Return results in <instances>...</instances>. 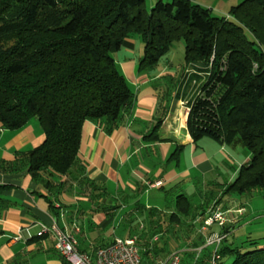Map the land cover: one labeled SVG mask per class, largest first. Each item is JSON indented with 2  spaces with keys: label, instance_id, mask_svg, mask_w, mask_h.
<instances>
[{
  "label": "trees",
  "instance_id": "16d2710c",
  "mask_svg": "<svg viewBox=\"0 0 264 264\" xmlns=\"http://www.w3.org/2000/svg\"><path fill=\"white\" fill-rule=\"evenodd\" d=\"M136 36L143 44L142 72L153 71L162 58L166 65L172 46L183 43L181 68L154 86L157 110L168 108L189 69L188 81H195L197 93L188 102L186 128L195 147L209 137L248 151L233 179L217 183L221 195L211 206L221 205L223 196L264 189V0H238L226 16L214 14L203 0H156L149 10L144 0H0V124L16 130L36 118L43 132L37 146L0 160V171L26 169L45 188L40 195L53 210L54 202L67 205L63 193L75 191L88 201L107 193L84 172L78 154L82 128L93 121L111 134L132 106L133 90L113 54ZM161 122L146 138L159 139ZM208 193L199 205L178 194L174 210H148L150 222L155 212L168 213L172 222L163 230L156 219L155 233L171 232L180 216L199 215L195 227H200L209 209ZM203 242L199 234L189 245ZM136 245L141 264H158L169 252L163 243L147 247L136 239ZM233 246L223 241L218 264H264V247L243 251Z\"/></svg>",
  "mask_w": 264,
  "mask_h": 264
},
{
  "label": "crops",
  "instance_id": "0c3cea01",
  "mask_svg": "<svg viewBox=\"0 0 264 264\" xmlns=\"http://www.w3.org/2000/svg\"><path fill=\"white\" fill-rule=\"evenodd\" d=\"M137 47L139 46L135 37L128 38L119 51L127 50L133 54ZM140 57L141 53L138 57L128 59L124 57V60L118 59L119 62L116 60L120 72L127 80L129 79L134 93L132 106L124 114L118 127L111 134H106L96 122L86 121L82 128L78 154L84 172L89 178L101 183L107 193L97 201H88L82 195H75V191L63 193L60 196L61 200L67 205H58L54 202L53 210L48 207L47 200L40 195L46 193L45 188L37 185L26 169L15 173L0 171V186H4L0 189V264H67L55 250L54 239L50 234L35 237L42 223L56 224L59 228L73 233L78 248L91 253L95 248L104 246L118 237L112 227L116 223L119 225L132 223L136 221L137 216L144 218L143 214L146 213L141 214L140 210L154 208L149 200L161 202L163 198L156 196L158 194L163 196L165 194L174 196L176 193L186 196L191 194L201 203L200 191L193 190L190 193L189 189L199 184L202 174L217 169L218 164L215 153L207 155L196 152L200 147H195L186 128L188 102L197 93L196 88L191 87L195 86V81L189 83L190 75L183 74L179 81L182 90H179L177 95L173 94L168 108L157 110L158 95L154 87L155 81L166 74H172L173 69L169 68L168 60V63L161 69L158 68L156 73L139 71ZM186 71L189 69H185V73ZM186 85L187 88L184 90ZM160 118L162 122L156 130L159 139L146 138ZM30 123L16 130L5 129L0 124V160H11L15 156V151L29 150L42 142L43 132L40 125ZM175 149L179 151L174 154ZM186 151L187 158L184 153ZM248 157V153H245L241 164L247 161ZM236 171L234 170L230 177L223 176V181L219 183L233 179ZM146 196L148 201L143 200ZM208 197L206 201L209 200V204L206 210L217 198L213 193H208ZM98 203L102 205L97 206ZM227 203L230 205V202L225 201L226 208H237L232 207L233 205L227 206ZM59 206L61 207L58 208ZM102 206H105L104 209H100ZM217 206L222 207V204ZM156 209L164 211L166 207ZM174 209L175 207L171 206L168 211ZM243 214L235 218L229 237L236 233L235 229L240 225ZM199 221V215H193L190 224L196 226ZM74 224L79 228L77 232ZM108 224L112 226L105 230ZM195 226L198 236L201 233L199 227ZM19 231L23 235L22 240L15 239ZM153 238L156 239L157 235ZM168 245L169 256L171 253L169 241ZM193 249L185 243L173 251L180 250L183 263L182 253ZM203 252L200 259L207 261L208 253ZM193 256L189 257L188 264L191 263ZM166 259L159 264L164 263Z\"/></svg>",
  "mask_w": 264,
  "mask_h": 264
},
{
  "label": "rangeland",
  "instance_id": "374dc122",
  "mask_svg": "<svg viewBox=\"0 0 264 264\" xmlns=\"http://www.w3.org/2000/svg\"><path fill=\"white\" fill-rule=\"evenodd\" d=\"M144 1H145L146 7L148 10L156 2V0H144ZM237 2L238 0H203L204 5L211 7L213 9L214 14H217L220 16L222 15L226 16L228 8L231 5H235ZM135 39L137 40V45L139 46L135 48L136 51L133 54L128 53L127 50L117 51L113 54L115 57V60L117 61L118 59L119 61L124 60V57L127 59L130 57L132 58L138 57L140 53L142 55V49H143L142 41L139 36H136ZM182 45H183L182 41L176 42L172 46L169 54L167 55V58L170 63L169 68H172L173 72L180 69L181 65L183 64V46ZM164 60L166 59L164 58L161 59L159 65H157L153 69V72L156 73L158 71V68L161 69L165 65L166 61ZM184 74H187V73L184 72ZM163 79L165 78H162V80ZM158 81L159 80L155 82H158ZM187 85L186 87L183 88L184 90H186ZM191 87H194L197 89V85L196 87L191 85ZM180 90H182V87H180ZM29 122H31L30 123L31 125H34V124L36 126L39 125V122L36 118L31 119ZM199 144H200L199 146L200 148H197L196 152H202L207 155L215 153L217 157L216 159H217L218 168L213 170L212 172L202 174L199 184L198 185L196 184L195 185L196 187H190L189 191L190 193L193 190L196 192L200 191L201 195H205L206 193L210 192V193H213L214 197L216 196L219 197L221 195V192H220L221 190L220 188H217L216 186L217 183L223 181V176L230 177L233 171L239 168L241 162L244 160L245 153H248V151L247 149H245L244 147L240 145H237V146H228L225 144L221 145L216 140L211 139L209 137L202 138ZM225 146L226 148H223ZM184 153H185V158H187V151ZM184 188L186 190V185ZM177 194L178 193L174 194V196H172L171 194L170 195L165 194V196H163V194L162 195L158 194L156 196H158L159 198H163L161 202L156 201V200H149V202H152L151 205H153L154 208H160L162 206L166 207L165 212H168V209L171 206L175 207V204H176L175 199H176ZM172 197H175L173 201L171 200ZM189 199H190L192 206L196 204H200L199 201H197L196 196L193 198L190 194ZM143 200L148 201L147 196L143 198ZM225 201L230 202V205H228L227 203V206L233 205L232 207H244V214L241 218V223L239 226L236 227L235 229L236 233L232 234L228 238V243H232L234 245L233 247H239L243 251L245 250L248 251L251 249H259L261 247H264V189L256 188V189H253L249 192H246L240 195L230 194L227 196H223L222 206L225 205ZM147 211L148 210L143 211L144 213H146V215L143 214L144 219L142 216H137L135 218L136 221L134 220L135 223L134 222L128 223V224L122 223L121 225L116 223V225L114 226H112L111 224L110 225L108 224L109 226L105 228V230L112 226L114 229L113 230L114 234L117 235L118 237L124 239L129 236L130 237L136 236L135 238L138 241L140 240V243H142L144 246H147V244L148 246H150V244H154V243L158 245L163 243V245L168 247L169 246L168 241H169L171 243V246H170L171 252L178 247L184 246L185 243L189 245L191 243V240L189 238H192V239L196 238L197 231L196 232L194 231L195 225L190 224V220H191L190 216H180V223L177 225V223L174 222V224L177 226H173L171 229V232H169V234L167 235L166 233L168 232H165V231H163L162 233H155L154 231L155 229H153V227H155L157 224L155 223L156 219L160 218V220H162V225H163L162 229L163 230L167 229L166 228L167 225L172 223V222L169 223V217H168L169 214L168 213L160 214V213L155 212L154 213L155 216L154 215L151 216L154 218V221L150 222V219H149L150 216L147 215V213L149 212ZM155 235H157V240L153 238ZM185 239H189V240H185ZM143 240L145 241L143 242ZM146 241H148L147 244H146ZM210 249L211 248H205L203 249V251L209 253ZM169 252L165 254L164 256L165 259L168 256ZM189 252L190 251L182 253L183 261L185 264H187L190 261L189 257L191 255L189 254ZM165 259H161V261ZM221 264H229V260H223Z\"/></svg>",
  "mask_w": 264,
  "mask_h": 264
},
{
  "label": "built area",
  "instance_id": "2783aa9c",
  "mask_svg": "<svg viewBox=\"0 0 264 264\" xmlns=\"http://www.w3.org/2000/svg\"><path fill=\"white\" fill-rule=\"evenodd\" d=\"M244 208H226L211 206L206 212L199 232L204 242L193 249V259L190 264H218L220 254L218 252L223 241L229 237L232 224L238 215H242ZM77 232L79 228L74 224ZM214 228V229H212ZM26 234L29 236L28 231ZM50 234L54 239V248L67 264H141L139 248L136 245V238H114L104 246L95 248L91 253L81 251L78 248L77 240L73 233L59 228L56 224H40V229L35 237H42ZM15 239L22 240L23 235L19 231ZM205 248H211L208 261L200 262V256ZM181 255L179 251H172L166 261L161 264H180Z\"/></svg>",
  "mask_w": 264,
  "mask_h": 264
},
{
  "label": "bare ground",
  "instance_id": "6f19581e",
  "mask_svg": "<svg viewBox=\"0 0 264 264\" xmlns=\"http://www.w3.org/2000/svg\"><path fill=\"white\" fill-rule=\"evenodd\" d=\"M188 112H189V107H188Z\"/></svg>",
  "mask_w": 264,
  "mask_h": 264
}]
</instances>
